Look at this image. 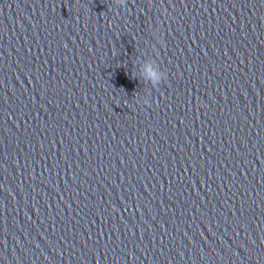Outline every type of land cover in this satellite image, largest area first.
Returning <instances> with one entry per match:
<instances>
[{
	"label": "clouds",
	"instance_id": "9594fccd",
	"mask_svg": "<svg viewBox=\"0 0 264 264\" xmlns=\"http://www.w3.org/2000/svg\"><path fill=\"white\" fill-rule=\"evenodd\" d=\"M121 3H123V4H124V3H125V0H121Z\"/></svg>",
	"mask_w": 264,
	"mask_h": 264
}]
</instances>
